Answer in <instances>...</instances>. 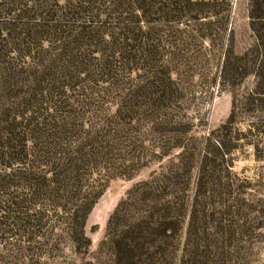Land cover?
<instances>
[{"label":"trees","instance_id":"16d2710c","mask_svg":"<svg viewBox=\"0 0 264 264\" xmlns=\"http://www.w3.org/2000/svg\"><path fill=\"white\" fill-rule=\"evenodd\" d=\"M230 16L231 0H0V264H257L263 178L234 165L245 146L264 163V0H250L242 55ZM202 76L258 80L246 132L233 102L202 133L189 113ZM153 167L89 258L109 184Z\"/></svg>","mask_w":264,"mask_h":264},{"label":"rangeland","instance_id":"374dc122","mask_svg":"<svg viewBox=\"0 0 264 264\" xmlns=\"http://www.w3.org/2000/svg\"><path fill=\"white\" fill-rule=\"evenodd\" d=\"M249 9L250 0H231V16L228 31L229 36L233 37L234 53L237 55H242L252 49L255 43L254 34L250 29ZM206 53L209 58V52ZM206 79V76H202L195 80L194 84L196 87L193 89V95H191L193 100L189 112L195 116L194 119H204L205 127L202 130L203 134L217 129L228 119L233 110V102L236 105L234 110L237 121L236 127L240 132H246L248 125L256 122L258 117H261L260 121L263 120L264 110L256 115L258 117H252L253 114L248 113L244 106L245 98L261 86L254 76L247 77L242 84L232 90H221L217 83L213 88H208V80ZM237 157L238 159L234 165L236 173L254 180H257V177H262L263 181L260 184L264 183V163L255 161L254 150L251 146H245L241 149ZM152 169L154 167L142 170L131 181L118 179L109 184L87 219L85 233L91 240L89 258L94 256L99 244L103 241L108 218L118 202L133 184L146 179ZM257 264H264L263 254L257 259Z\"/></svg>","mask_w":264,"mask_h":264}]
</instances>
